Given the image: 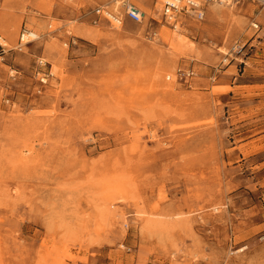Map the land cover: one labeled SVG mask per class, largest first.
Instances as JSON below:
<instances>
[{
	"label": "rangeland",
	"instance_id": "obj_1",
	"mask_svg": "<svg viewBox=\"0 0 264 264\" xmlns=\"http://www.w3.org/2000/svg\"><path fill=\"white\" fill-rule=\"evenodd\" d=\"M228 1L0 0V264H264V2Z\"/></svg>",
	"mask_w": 264,
	"mask_h": 264
},
{
	"label": "built area",
	"instance_id": "obj_2",
	"mask_svg": "<svg viewBox=\"0 0 264 264\" xmlns=\"http://www.w3.org/2000/svg\"><path fill=\"white\" fill-rule=\"evenodd\" d=\"M219 0H156L159 3L160 14L163 20L175 27L184 23L186 20L201 21L204 18L205 7L211 2H218ZM122 13H116L107 8V6H97L93 9L92 22L97 24L100 20L106 21L110 26L117 27L122 25L125 19L132 22L139 23L143 20L145 13L129 2H122ZM257 27L256 24H254ZM28 29H21L18 36V48L20 49L26 43L24 35H28ZM1 45V44H0ZM3 51L0 46V52ZM176 76L179 80L188 83V79L193 76V71L186 69L176 70ZM169 78V76H167Z\"/></svg>",
	"mask_w": 264,
	"mask_h": 264
},
{
	"label": "bare ground",
	"instance_id": "obj_3",
	"mask_svg": "<svg viewBox=\"0 0 264 264\" xmlns=\"http://www.w3.org/2000/svg\"><path fill=\"white\" fill-rule=\"evenodd\" d=\"M228 0H219L218 1V4H221V3H226V4H228L229 3V1L227 2ZM263 2H264V0H263ZM158 3V2H157ZM177 27V26H176ZM29 33H28V35H24V37L23 38H25L26 36H28L27 37V39H26V42H28V41H31V40H34V39H36V38H38L39 36H38V34L36 33V32H34V31H28ZM0 44L2 45V46H7L8 45V42L3 38V37H0Z\"/></svg>",
	"mask_w": 264,
	"mask_h": 264
},
{
	"label": "crops",
	"instance_id": "obj_4",
	"mask_svg": "<svg viewBox=\"0 0 264 264\" xmlns=\"http://www.w3.org/2000/svg\"><path fill=\"white\" fill-rule=\"evenodd\" d=\"M0 9H2V8H0ZM1 13H4V12H0V25L3 24V21H4V16H3V14H1ZM235 79H236V78H233L232 81H229V86H230V88L235 87V85H234V83H235Z\"/></svg>",
	"mask_w": 264,
	"mask_h": 264
}]
</instances>
